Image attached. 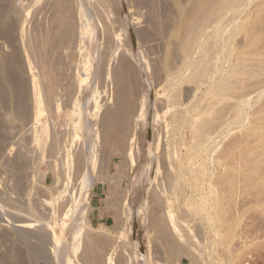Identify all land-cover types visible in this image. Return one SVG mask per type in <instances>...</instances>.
I'll return each instance as SVG.
<instances>
[{
    "label": "rangeland",
    "instance_id": "1",
    "mask_svg": "<svg viewBox=\"0 0 264 264\" xmlns=\"http://www.w3.org/2000/svg\"><path fill=\"white\" fill-rule=\"evenodd\" d=\"M152 1L121 0V4H124L123 15L127 17L125 20L126 23L123 24L125 21L121 20L120 17H122V14H120L119 21H122L120 24H123V26L127 25V28L132 24L136 28L138 27V30H146L147 28L148 39H151L145 42V46L143 44L140 47L145 54L144 60L147 62V66H149L147 69L150 75L147 76L146 69L145 74L149 81L150 99L155 104L158 102L155 109L161 121L160 134L158 135L155 130L154 134L157 136L154 134V137L151 136V145L152 143L153 145L150 146L152 153L149 157L151 161L153 160V163L151 161L149 162L150 159H146L144 161L145 163L143 162L144 159H142L143 156L141 155L140 147H134L133 155H129V153L125 154L127 156L124 155L125 158L124 156L122 158L115 156L110 162L108 175L115 179L117 173L122 174L121 176L117 175L119 178L121 177L120 179L118 177L115 179L117 181L119 180L118 182L121 185L120 189L125 190L124 192L121 191V198L118 202L120 203L121 200V205L118 206V203L111 205L109 200L111 192H109L108 184L97 182L91 194L90 205L92 206L84 212L83 221L88 222L91 227L89 232L86 229L85 231L92 237L104 235L106 233H102L106 230L107 233H110L108 234L110 238H108V235H105V249L110 253L112 261L119 254V245L124 240L128 243L126 248L127 252L132 253L134 246L143 255L142 257L139 254V257H136L137 259L135 258V264H264V0H155L153 1L154 5H151ZM144 2H148L149 6H154V8L157 7L155 10L158 13L154 10L157 16L155 18L157 27L152 26L151 22L146 23L144 21L145 19H149V6L146 3L148 6L146 8V4L143 5ZM138 4L142 5L139 6ZM55 5L56 3L53 0H38V2L37 0H0V264L67 263V261L58 262L60 261V257L57 256L59 254V245L56 242L65 238L66 233L63 234L65 227L63 230L62 222L60 224L58 223L57 220L59 218L57 217L59 216H56L55 212L61 196H67V193L63 189L64 182L66 181V179H63V167H61L62 164L57 163H61L63 158L67 159L69 158V154H73L78 135L74 128H72L73 125L71 122L66 124L67 126L65 124L64 126H59L58 124L54 126L48 122L50 128L55 127V130L57 129L56 131L59 130L58 135L60 136L58 137H61L59 139L60 149L54 151L53 155H51V152V156H49L48 152H36L37 150L35 151L34 147L31 148L33 146L30 142L32 137L31 127L36 124L37 119L43 121L49 114L46 112L48 110L46 105H44V103H47L45 98L43 100L42 95L45 87L42 86L44 85L41 83L42 80L39 82L41 79L39 77L40 75H38L39 68L30 66L32 64L25 55V39H23L25 35L32 38L36 36L40 37L42 35L40 33H44L50 27H60L55 24L60 22L61 18L59 16H62L63 12L57 5L56 8ZM42 8H44L43 11ZM185 13L187 16H184ZM180 18H182V21H180ZM185 19L187 22L185 21L184 25L183 20ZM80 22L82 24L83 20H78L76 22L78 25H76L73 24L71 19H68V23H70L68 26L76 37V42L74 44L73 54L69 57L70 60L66 58L64 62L67 60L65 62L67 72L74 74L73 76L77 79H81L83 76L81 80L86 82V84L88 83V85L90 83L87 86L88 89L85 90L90 100V117L96 118L95 116L100 115L104 109L111 106V95L109 94V90H111L109 79L111 62L108 57L103 56L104 54L101 50L97 55L94 53V50L89 55L87 46L85 47L81 39H77V36L81 32V29H79ZM137 22L139 23L138 25H136ZM179 22L182 23L180 24ZM147 24L149 26L146 27ZM74 25L76 29H74ZM48 26L49 28L47 29ZM85 26L88 27L87 23L84 24ZM175 27H178L180 31L183 27L186 31L182 29L180 32L178 28L175 30ZM153 28H157V31ZM74 30L76 31V35L74 34ZM53 31L56 30L53 28ZM181 34H183V37ZM180 37L181 41L182 38L183 41L185 40L182 43H184L187 49V55L183 54L181 50L183 44L180 42ZM187 40L188 46H186ZM79 43H82V46ZM149 43L155 44L152 45ZM145 47H147L146 51L144 50ZM100 49H103L101 44ZM65 50L67 52L68 49L64 47L63 51ZM180 52L183 54L184 60L188 58L187 60L190 62V66L186 72V81L184 82L188 95L183 101H181L182 99L179 100L182 104L181 106L180 104H177L178 106L165 105L163 102L165 99H168L167 97L169 95L167 93L171 91L165 79L169 76L171 78V75L178 73L177 70L182 66V61L184 60ZM99 57L103 58V60L106 59V63ZM97 59H101L104 64L101 60L99 61ZM180 63L181 65L179 66ZM104 65H106V68ZM171 67L174 68V71L175 69L177 70L175 73L173 72V74L168 75V73L173 71V69L171 71L169 70ZM102 75L106 77L107 82H105V77ZM16 80L17 82L19 81V84ZM35 82H37V93L33 92V84ZM17 85L19 89L21 87L22 89L19 90ZM101 85L103 87L110 86L109 90L108 87L103 89ZM101 88L108 90L104 91L107 93H103ZM104 96L106 97L104 98ZM77 97L74 96L72 98L73 102L67 101L66 99L65 108L64 105H60V109L63 108L60 111L63 113L66 111L71 112L73 110L71 105L77 100ZM135 99L139 102L137 95ZM57 103L63 104L56 101L53 105L55 106ZM109 103L110 105H107ZM182 106H188L185 109L191 108L193 111L190 109L188 113L186 112L185 123L187 122V118L190 120L192 118L195 119L196 114L197 117L199 115L198 119L201 116L202 118L198 121L196 117V120H191L193 124L192 122L188 124L190 120L187 122L188 125L184 124L182 118L179 117L180 114L178 112L174 114L173 112L179 108L182 109ZM194 108L196 111L193 110ZM162 111L165 113L161 114ZM172 115H174L173 118L175 119L171 118ZM194 115L195 117H193ZM179 121L183 123L182 128L184 125H187L185 126L187 131L184 128V131L180 127H178L179 130L175 128V126H178L176 123L179 124ZM172 124L175 125L174 128ZM189 125H194L198 128L201 127L197 130L198 128L194 126L190 127ZM170 126L172 127L170 128L171 130L169 129ZM193 129V132H196L197 135H194V133L193 135L191 134ZM201 129H203V132L200 133ZM171 131L172 134H170ZM164 132H166V136ZM177 133H180L179 135L185 133L187 136L185 134L183 135L185 137L182 135L179 136ZM176 136H179V139L189 138L183 139L185 141L182 142V145L181 143L178 144L181 147H176L178 143ZM174 137H176V140L173 139V141L176 143L172 141ZM156 139L159 143H155ZM195 140L197 143H195ZM198 140L201 141L198 143ZM171 142L172 144L170 145ZM185 142L186 145L183 147ZM28 145L30 146V150ZM169 146L175 148L171 149ZM63 148L66 151L64 153L62 151ZM171 150H174L175 155L172 154L174 158L172 155L171 158L168 157L171 154ZM176 151H179V153L177 154ZM153 154L156 156H152ZM160 155L161 157H166L167 160L163 157L161 159ZM137 156L140 157L138 158L141 162L137 160ZM143 166H146L151 171L148 169L147 172L146 167L144 168ZM156 166H158V170L154 168ZM190 170L192 171L189 172ZM140 172L145 176L143 177ZM139 175H141L140 179ZM132 176H135V178ZM148 176L149 179L147 178ZM165 179L171 183L169 186L166 185L168 181H165ZM137 183L140 184L139 186L142 185V188L140 190L138 189V193ZM145 187L146 189H144ZM131 191H136L135 193L137 195L139 193L141 195L139 194L137 197L134 193L132 196ZM155 191L160 200V204L158 205L163 204V206L158 207L157 204L152 203V194ZM129 196L136 201L138 200L137 203L134 204L136 201H133ZM125 199L129 200V204H127L128 202ZM75 206L73 203L65 202L62 210L68 211V214L64 210L62 213H65L69 217L71 215L75 217V209H77ZM30 207L33 208L31 209ZM136 208L139 209L138 214V209ZM126 210L130 214L125 213ZM117 212L119 213L117 214ZM112 213H114V217H112ZM155 213H158L157 215L162 214L159 215V218L160 216H162L161 218L164 216L168 220L167 223L169 225L166 223L167 228L172 229L168 231L172 236L175 234L174 236L177 237V240L173 236V240L167 243L161 239L159 234L157 235L158 232L156 230L158 231L159 229L158 224L164 218L158 219ZM119 214L120 216L122 214L121 217L123 219ZM64 215L62 214V216ZM126 215L128 216L127 218ZM152 216L156 219L152 218ZM150 219L151 221H148ZM121 220H123V223H120ZM46 224L48 225L46 226ZM41 225L42 228H40ZM44 225L46 226L45 229L51 230L49 231L53 239L49 237V231V236L46 237L43 235L45 233H42L44 231ZM130 227L131 229L129 230ZM129 231L131 233L130 235H128ZM56 232L59 236H63L59 237ZM35 234L41 235L36 236ZM32 235L35 236L33 237ZM68 235L67 237L70 239V235L72 236L73 234ZM55 236L60 239L54 238ZM111 236L113 237V244L110 241ZM72 238L74 237L72 236ZM49 240L54 241L49 243ZM68 242L73 247L74 242L71 240ZM179 243L181 244L179 245ZM186 244L188 245L187 249H185ZM184 245L185 248L181 247ZM55 246L58 248L57 250L54 249ZM167 248L171 252L174 250L172 252L174 256H172V253H167L170 252ZM71 253H73V250Z\"/></svg>",
    "mask_w": 264,
    "mask_h": 264
},
{
    "label": "bare ground",
    "instance_id": "2",
    "mask_svg": "<svg viewBox=\"0 0 264 264\" xmlns=\"http://www.w3.org/2000/svg\"><path fill=\"white\" fill-rule=\"evenodd\" d=\"M134 1V0H133ZM140 1V0H139ZM145 1V0H144ZM150 0H148L149 2ZM155 1V0H153ZM153 1H152V4L151 5H154L153 4ZM20 2V1H19ZM38 2V0H37ZM54 3H56V5L58 6V8L63 12V15L62 16H59L61 18L60 22L56 23L55 25H59L60 27L58 26H55L53 27L56 31H53V28L49 26L47 27L48 30H46L44 33H40L42 34L40 37L36 36L35 38L33 37H28L27 35L24 36L23 39H25V43H24V46H25V52H26V56L29 58L30 62L32 65L30 66H33V67H38L39 68V74L40 75L39 77H41L40 81L42 80L41 83H43L44 85H42L43 87H45V89L43 90V100L45 98L46 100V104L44 103V105H46L47 109L46 112L49 114L48 117L43 120V121H40L39 119H37V122L35 125H33L31 127V131H32V137H31V143L33 146H31V148H35V151L38 152H48L49 153V156L53 155V152L60 149V141L59 139L61 137H58L60 135H58V131L55 130V127L53 128H50L49 127V123L50 122V125H54L56 126L55 124H58L59 126H67L66 124H69V122L72 123V128H74L75 132H77V135L78 137L76 139L77 141V144L74 146V151H73V154L70 155L69 154V158L67 159H62V162L61 163H57V164H62L61 167H63V170H62V173H64V177L63 179H66V181L64 182V191L67 193V196L64 195V196H61V199L59 200L58 202V207L56 208V216H59L57 218H59L58 223L60 224V222H62V229L64 230V227H65V231L63 232L66 233V237L63 238L62 240L58 237H56L57 235L59 236V232L57 233L56 232V236L54 238H57V239H60V241L58 242L56 239V243H58L59 245V254H57V256L60 257V261L58 262H63V261H67V263L69 264H135V258L136 257H139L138 255L140 254V251H138L137 248H135L133 245V252H135L133 254L132 253H129L127 252L126 248H127V245L128 243L124 240H122V243L119 245V254L116 255L117 257H115L114 261H112V257L110 256V253H108L105 249L106 247V239H105V235H108L110 233H107V230L105 232H103L102 234L104 235H99V236H96V237H92L90 236L89 234H87L89 232V230L91 229L90 227V224L88 222H84L83 221V218H84V212L85 210H89L91 205H90V200H91V194L93 192V187L95 186V184L97 182H100V183H106V185L108 184V187L110 189L109 192H111L110 196H109V200L111 202V205L114 204V203H118L119 202V199L121 198V191H125L124 189H120L121 185L120 183L115 180L116 177H118L117 175H120L117 173L115 179L112 177H110L108 175V172L110 171L109 170V166H110V162L112 161V159L115 157V156H120L121 158L125 155V154H128L129 155H133V148L134 147H140L141 149V152H142V159L143 162L146 160V159H150V155L152 153V151L150 150V146L151 145V136L154 137V132L156 130V132L158 133V135L160 134L161 132V127H160V120H159V116H158V113L155 109V107L157 106L156 104L158 102L153 103L150 99V93H149V81L146 77V74L148 73V69L147 67V62L144 60L145 59V54L143 53V50L142 48L140 47L141 45L144 46L146 45L145 42H148L149 40H151L150 38L148 39V36H147V28L146 30H138L136 28V26L134 24H132L131 26H129L127 28V25H124L126 27L123 26L124 23H126V17L123 15V5L121 4V0H76V1H73V0H53ZM146 2V3H148ZM43 3V2H42ZM129 3V2H128ZM133 3V2H132ZM138 3V2H137ZM136 3V4H137ZM142 3V2H140ZM144 2L143 5L146 4ZM151 3V2H150ZM18 4V3H16ZM45 4V3H44ZM41 5V4H40ZM55 5V6H56ZM139 5V4H138ZM142 5V4H141ZM139 5V6H141ZM47 6V5H46ZM56 6V8H57ZM147 6V4L145 5ZM144 6V7H145ZM148 6H149V3H148ZM148 6L146 8H148ZM21 7V6H20ZM37 8V7H36ZM139 8V7H138ZM157 8V7H155ZM154 8V6H149L148 8V13H149V19H145L144 21L146 23L148 22H151L152 23V26H156L157 27V21L155 18H157V16L155 15V13L158 11H156ZM21 9V8H20ZM26 9V8H25ZM44 8H42V11H43ZM142 9V7H141ZM145 9V8H144ZM38 10V9H37ZM146 10V9H145ZM156 12H155V11ZM147 11V10H146ZM182 11V9H181ZM186 11V10H185ZM22 12V10H21ZM31 12V11H30ZM56 12V11H55ZM155 12V13H154ZM183 12V11H182ZM181 12V14H182ZM19 13V12H18ZM44 13V12H43ZM49 13V12H48ZM60 13V12H59ZM187 13V11H186ZM184 14V16L187 14ZM122 14V17H120L119 15ZM144 15V14H143ZM4 16V15H3ZM35 16V15H34ZM140 16V15H139ZM147 16V15H145ZM144 16V17H145ZM180 16H183V15H180ZM50 17V16H49ZM119 17L121 18V20L125 21L123 22V24H120L121 22L119 21ZM138 17V16H137ZM141 18V17H140ZM68 19H71L73 24H76V22L78 20H83L82 24L80 22L79 24V29H81V32L80 34L77 36L78 38L77 39H81V42H83V44L85 45V47L87 46V49H89V55H91L94 50V53L97 55L100 50L101 52H103V56L105 57H108L110 62H111V67H110V85H111V90H109V87L108 86H105V87H108V90H109V94L111 95L110 99H111V106H109L108 108L104 109L100 115H97L95 116L96 118H92L90 117V113H89V109L91 108V106L89 105L90 104V100L89 98L87 97V92L86 90L88 89L87 86L88 83L86 84V82H84L81 77V79H77L75 78L73 75L74 74H71L69 72H67L66 70V61L64 62V59L71 57L72 54H73V50H74V44L76 42V37L73 35V32H71V28L68 26V24L70 25V23H68ZM182 18H180V21ZM128 20V19H127ZM141 20V19H140ZM28 21V20H27ZM56 21V20H55ZM54 21V22H55ZM143 21V19H142ZM186 21L183 20V24L184 22ZM187 22V21H186ZM88 25L84 27V24ZM132 23V22H130ZM142 23V22H141ZM180 23V22H179ZM182 23V22H181ZM180 23V24H181ZM54 24V23H53ZM139 23L137 22L136 25H138ZM182 24V25H183ZM78 25V24H76ZM185 25V24H184ZM183 25V26H184ZM75 26V25H74ZM82 26V27H80ZM149 26L148 24L146 25V27ZM176 26V25H175ZM187 26V25H186ZM185 27V26H184ZM178 28V27H177ZM175 27V30L177 29ZM186 28V27H185ZM43 29V28H42ZM76 29V26L75 28ZM137 29V30H136ZM141 29V28H140ZM149 29V27H148ZM155 29V28H153ZM179 29V28H178ZM182 29H184L183 27L181 28V31ZM152 30V29H151ZM157 31V28L155 29ZM185 30V29H184ZM43 31V30H42ZM75 31V30H74ZM154 31V30H153ZM180 31V29H179ZM180 31V32H181ZM186 31V30H185ZM149 32V30H148ZM152 32V31H151ZM178 32V31H177ZM184 32V31H183ZM8 33V32H6ZM76 33V31L74 32V34ZM4 34V33H3ZM37 34V33H36ZM156 34V33H154ZM178 34H180L178 32ZM7 35V34H6ZM31 35V34H30ZM76 35V34H75ZM152 36V34H151ZM181 36L183 37V34H181ZM186 36V35H185ZM22 38V37H21ZM152 38V37H151ZM154 38V37H153ZM157 38V37H155ZM186 38V37H185ZM7 39V38H6ZM187 39V38H186ZM200 39V38H199ZM179 40V38H178ZM155 41V39H154ZM182 41H183V38H182ZM181 41V37H180V42L181 44H183L181 47H182V52L183 54L187 55V49L184 45V43H182ZM196 41V40H195ZM153 42V41H152ZM185 42V40L183 41ZM187 45L188 46V40H187ZM198 43V42H197ZM196 43V44H197ZM200 43V42H199ZM80 44V43H79ZM82 44V43H81ZM80 44V45H81ZM100 44L101 46H103V49H100ZM148 44V43H147ZM149 44H152V43H149ZM155 44V43H154ZM152 44V45H154ZM179 44V45H181ZM83 45V46H84ZM157 45V44H156ZM82 46V45H81ZM198 46V45H197ZM196 46V47H197ZM66 47L68 50L66 52L63 51V48ZM78 47V46H77ZM179 47V46H178ZM179 47V48H181ZM146 48H144V50L146 51ZM86 49V50H87ZM197 50V49H196ZM195 50V51H196ZM83 51V50H82ZM75 52V51H74ZM86 52V51H85ZM93 53V54H94ZM146 53V52H145ZM88 54V53H87ZM180 54H182L180 52ZM179 54V56H180ZM183 54L181 55V57L183 58L184 60V56ZM88 56V55H87ZM102 56V57H103ZM26 57V59H27ZM85 57H86V54H85ZM84 57V58H85ZM91 57V56H90ZM94 57V56H93ZM98 58V57H97ZM101 58V57H99ZM107 58V59H108ZM187 58V57H186ZM103 60V58H101ZM100 59V60H101ZM188 59V58H187ZM185 59L182 64V66L180 67H177L179 70L175 69V71L177 70L178 73H176L175 75H171V78H167L165 79L166 82H168L167 84L169 85V89L171 90L169 93H167L169 96L167 97L168 99L163 102V104L165 105H177V104H180V106L182 105L180 103L179 100L183 101L185 99V97L188 95L187 94V88H185L184 86V82L186 81V72H187V69L188 67L190 66V62L189 60ZM88 60V59H87ZM91 60V59H90ZM93 60V59H92ZM99 60V59H97ZM96 60V62H97ZM99 60V61H100ZM101 62L103 63V60ZM217 60V59H216ZM85 61V60H84ZM180 61V59H179ZM192 61V60H191ZM218 61V60H217ZM29 62V63H30ZM69 62V61H68ZM67 62V64H68ZM95 62V63H96ZM100 63V62H99ZM106 63V61L104 62ZM103 63V64H104ZM216 63V62H215ZM82 64V63H81ZM87 64V63H86ZM101 65V64H100ZM181 65V63L179 64V66ZM86 66V65H85ZM89 66V64H88ZM105 68H106V65H104ZM175 67V66H174ZM84 68V67H83ZM170 68V67H168ZM176 68V67H175ZM32 69V68H31ZM101 69V67H100ZM104 69V67H103ZM102 69V70H103ZM145 69L147 70L146 74H145ZM173 69V71H171ZM106 70V69H105ZM166 70V69H165ZM170 73L169 74H173V72L175 73L174 71V68L171 67V69H169ZM11 71V70H9ZM105 72V71H104ZM103 72V73H104ZM167 72H168V69H167ZM84 73V71H83ZM150 73V72H149ZM147 74L150 75V74ZM105 74V73H104ZM13 75V74H12ZM11 75V76H12ZM85 75V74H84ZM10 76V78H11ZM78 76V74H77ZM103 77H105L104 75H102ZM165 76V75H164ZM17 77V76H16ZM150 77V76H149ZM30 78V76H29ZM33 78V77H32ZM164 78V77H163ZM37 79V78H36ZM108 79V78H107ZM105 82H107L106 80V77H105ZM164 80V81H165ZM103 81V80H102ZM151 81V79H150ZM2 82V81H1ZM17 82V80H16ZM19 82V81H18ZM17 82V83H18ZM104 82V81H103ZM156 82V81H155ZM166 82H164L166 84ZM32 83V82H31ZM37 82H35L33 84V92L34 93H37V85H36ZM151 83H154V82H151ZM160 83V82H159ZM19 84V83H18ZM21 84V83H20ZM40 84V83H38ZM104 85V84H103ZM107 85V83H106ZM2 86V84H1ZM18 86V85H17ZM22 86V84H21ZM20 86V87H21ZM41 86V85H40ZM41 86V87H42ZM102 86V85H101ZM165 86V85H164ZM163 86V87H164ZM40 87V88H41ZM103 87V86H102ZM103 87V89L105 88ZM151 87V86H150ZM154 87V86H153ZM162 87V88H163ZM19 89V86L17 87ZM22 89V87H21ZM19 89V90H21ZM86 89V90H85ZM102 89V88H101ZM102 89V90H103ZM154 89V88H153ZM217 89V88H216ZM40 90V89H39ZM108 90H103V93H107V92H104V91H108ZM218 90V89H217ZM215 90V91H217ZM42 91V90H41ZM18 92V91H17ZM40 92V91H38ZM111 92V93H110ZM1 93V92H0ZM42 93V92H41ZM102 93V94H103ZM216 93V92H215ZM103 94V95H105ZM37 95V94H36ZM138 96L139 97V102L136 101L135 99V96ZM74 96H78L77 97V100L74 101V103L71 105L72 107V111H66L65 113L61 112L60 110L63 109L61 108L60 109V105H64V108H65V100L67 99V101H72V98ZM106 96H104L105 98ZM64 98V100L62 101V99ZM103 98V99H104ZM152 98V97H151ZM36 99V98H35ZM34 99V100H35ZM215 99V98H214ZM36 101V100H35ZM56 101L58 102H61L63 104H59L57 103V105H53V103H55ZM45 102V101H44ZM215 103V102H214ZM39 105V104H38ZM107 105H110L107 104ZM160 105V104H159ZM68 106V105H67ZM90 106V107H89ZM178 106V105H177ZM40 107V106H39ZM45 107V106H44ZM167 107V106H166ZM183 107V106H182ZM188 107V106H187ZM187 107H183L182 109H179L177 111H173L174 114L175 112H178L180 115L179 117L182 118V121L184 122L185 120V114L186 112L188 113V110L190 111V109H185ZM69 108V107H68ZM66 108V109H68ZM169 108V107H167ZM36 109V108H35ZM170 109V108H169ZM168 109V110H169ZM175 109V108H174ZM198 109V108H197ZM45 110V109H44ZM159 110V108H158ZM165 110V108H164ZM195 110V108L193 109ZM50 113H49V112ZM53 111H56V112H53ZM192 111V109H191ZM196 111V110H195ZM198 111V110H197ZM203 111V110H202ZM193 112V111H192ZM206 112V111H205ZM55 113V114H54ZM163 113V111L161 112V114ZM165 113V112H164ZM163 113V114H164ZM54 114V115H53ZM194 114V113H193ZM46 115V116H47ZM72 115V117H71ZM151 115V116H150ZM191 115V114H189ZM204 115V114H203ZM37 116V115H36ZM164 116V115H163ZM149 117H150V120H149ZM171 117V116H170ZM174 115H172L171 118H173ZM195 117V115L193 116ZM196 117H197V114H196ZM196 117L195 119L192 118L193 120H196ZM199 117V115H198ZM197 117V119H198ZM40 118V117H39ZM152 118V119H151ZM164 118V117H163ZM165 118H166V115H165ZM190 118V116H189ZM202 118V116L200 117V119ZM204 118V117H203ZM42 119V118H40ZM162 119V118H161ZM169 119V118H168ZM167 119V120H168ZM175 119V118H173ZM172 119V120H173ZM191 119V120H192ZM198 119V121L200 120ZM152 120V121H151ZM164 120V119H163ZM187 118V122H189ZM188 123V124H191V121ZM151 121V122H150ZM41 122V123H40ZM168 122V121H167ZM170 122V120H169ZM174 122V121H173ZM178 122V121H177ZM187 122L184 124H187ZM182 122L179 121V124L176 123V125L178 126H175L173 125V128L175 126L176 129L179 130L178 127H180V129L182 128V124H180ZM164 124V123H163ZM187 124V125H188ZM193 124V122H192ZM198 124V122H197ZM57 125V126H58ZM187 125H184V129H185V126ZM162 126V125H161ZM190 126V125H189ZM192 126V125H191ZM190 126V127H191ZM194 126V125H193ZM192 126V127H193ZM204 126V125H203ZM195 128H198L197 126H194ZM201 127V126H200ZM200 127L197 129L199 130ZM167 128V127H166ZM172 128L171 126L169 127V129ZM182 128V130H183ZM189 128V127H188ZM194 128V129H195ZM168 129V128H167ZM168 129V130H169ZM190 129V128H189ZM194 129L192 130V135H193V131ZM65 130V129H64ZM71 130V129H70ZM171 130V129H170ZM175 130V129H173ZM186 130V129H185ZM196 130V129H195ZM196 130V131H197ZM203 129H201L200 133L203 132L202 131ZM166 131V129H165ZM177 131V130H175ZM184 131V130H183ZM187 131V130H186ZM185 131V133H186ZM190 131V130H188ZM178 132V131H177ZM181 132V131H180ZM170 133V132H169ZM185 133H181V135L183 136ZM198 133V132H197ZM198 133V134H200ZM60 134V133H59ZM76 134V133H75ZM154 134V135H153ZM166 134V132H164V135ZM172 134V131L171 133ZM178 135L180 133H177ZM187 134H189V132H187ZM190 134V136H191ZM169 135V134H168ZM175 135V134H174ZM179 135V136H181ZM194 135H197L196 132L194 133ZM201 135V134H200ZM157 136V135H156ZM166 136V135H165ZM178 136V137H179ZM185 136H187L185 134ZM183 136V137H185ZM199 136V135H198ZM197 136V137H198ZM49 137V138H48ZM162 137V136H161ZM159 137V138H161ZM177 137V136H176ZM176 137L172 138V141L173 139L176 140ZM177 137V140H178V143L176 144L178 146L179 143H181L182 145V142H184L185 140L183 139H187L189 137H186V138H182V139H179ZM75 138V137H74ZM156 138V137H155ZM158 138V139H159ZM192 138V137H191ZM203 138V137H202ZM180 140V141H179ZM204 140V139H203ZM160 141V140H159ZM189 141V139H188ZM192 142H194L193 139H191ZM201 141V140H200ZM198 140V143L200 142ZM157 139H156V142L157 143ZM165 142V141H164ZM174 143H176L175 141H173ZM203 142V141H202ZM27 143V142H26ZM62 143V142H61ZM159 143V142H158ZM195 143H197V141L195 140ZM63 144V143H62ZM172 144V142L170 143V145ZM204 144V143H203ZM164 145V144H162ZM186 145V142L185 144H183V147H185ZM190 145V144H188ZM187 145V146H188ZM29 146V145H28ZM30 146H29V150H30ZM157 146V145H156ZM154 146V147H156ZM159 146V145H158ZM165 146V145H164ZM167 146V144H166ZM174 146V145H172ZM171 147V146H169ZM181 147V146H180ZM202 147V146H201ZM65 148V147H64ZM64 148H63V153L66 152L64 151ZM167 148V147H166ZM173 147H171L172 149ZM175 148V147H174ZM173 148V149H174ZM206 148V147H205ZM139 149V150H140ZM155 149V148H154ZM169 149V148H168ZM192 149V147H191ZM70 150V149H69ZM128 152H127V151ZM136 150V149H135ZM138 150V151H139ZM179 150V149H177ZM182 150V149H181ZM184 150V149H183ZM189 150V149H187ZM197 150V149H196ZM32 151V150H31ZM156 151V149H155ZM162 151V150H161ZM165 151V150H164ZM167 151V150H166ZM174 151V150H173ZM172 150L170 151L171 154H169L171 158V155L175 153L173 152ZM195 151V150H194ZM33 152V151H32ZM52 152V154H51ZM140 152V151H139ZM169 152V151H168ZM167 152V154H168ZM169 152V153H170ZM177 152V151H176ZM155 153V152H153ZM179 153V151L177 152V154ZM182 153V152H181ZM184 153V151H183ZM182 153V155H183ZM204 153V152H203ZM202 153V154H203ZM42 154V153H41ZM51 154V155H50ZM61 154V153H59ZM137 154V153H136ZM161 154V153H160ZM164 154V153H163ZM166 154V153H165ZM166 154V155H167ZM39 156V154H37ZM44 155V154H43ZM48 155V154H47ZM62 155V154H61ZM201 155V153H200ZM30 156V155H29ZM35 156H36V153H35ZM46 156V154H45ZM126 156V155H125ZM124 156V158H125ZM152 156H156L155 154H153ZM151 156V157H152ZM191 156V155H190ZM37 157V156H36ZM58 157V156H57ZM67 157V156H66ZM127 157V156H126ZM129 157V156H128ZM133 157V156H131ZM135 157V155H134ZM139 156H137L138 158ZM163 157V156H162ZM161 155H160V158L162 159ZM172 157L174 158V156L172 155ZM39 158V157H38ZM44 158V156H43ZM123 158V159H124ZM140 158V157H139ZM139 158L137 160H139ZM156 158V157H155ZM166 159V157H163ZM179 158V157H178ZM198 158V156H197ZM196 158V159H197ZM128 159V158H127ZM126 159V160H127ZM159 159V158H158ZM35 160V159H34ZM58 160L61 161L60 158H58ZM125 160V159H124ZM189 160V159H188ZM187 160V161H188ZM204 160V159H203ZM121 161V160H120ZM119 161V162H120ZM140 161V160H139ZM151 161V159L149 160V162ZM153 161V160H152ZM151 161V162H152ZM171 161V160H170ZM173 161V160H172ZM178 161V160H177ZM200 161V160H199ZM51 162V161H50ZM54 162V161H53ZM126 162V161H124ZM133 162V161H131ZM141 162V161H140ZM142 162V163H143ZM148 162V161H147ZM148 162V163H149ZM156 162V161H155ZM165 162H168V161H165ZM193 162V161H192ZM198 162V161H197ZM141 163V164H142ZM145 163V162H144ZM147 163V164H148ZM153 163V162H152ZM151 163V164H152ZM172 163V162H171ZM127 164V163H126ZM169 164V163H168ZM167 164V165H168ZM187 164V163H186ZM203 164V163H202ZM128 165V164H127ZM126 165V166H127ZM131 165H133V163H131ZM145 165V164H144ZM166 165V163H165ZM173 165V164H172ZM204 165V164H203ZM117 166V164H116ZM115 166V167H116ZM149 167V165H147ZM151 166V165H150ZM123 167V166H122ZM137 167V166H135ZM144 167V166H143ZM146 167V166H145ZM144 167V168H145ZM158 166L154 167V168H157ZM172 167V166H171ZM175 167V165H174ZM166 168V166H165ZM200 168V167H199ZM116 169V168H115ZM125 169V168H123ZM137 169V168H135ZM147 169V167H146ZM149 169V168H148ZM148 169H147V172H148ZM153 169V168H152ZM159 168H157L158 170ZM163 169V168H162ZM173 169V168H172ZM171 169V170H172ZM134 170V169H133ZM150 170V169H149ZM156 170V169H155ZM164 170V169H163ZM175 170V169H174ZM194 170V169H193ZM196 170V169H195ZM117 172V170H115ZM129 171V170H128ZM151 171V170H150ZM154 171V170H153ZM192 170H190L189 172H191ZM202 171V170H201ZM120 172V171H119ZM158 172V171H157ZM164 172V171H163ZM182 172V171H181ZM59 173V172H58ZM56 173V174H58ZM133 173V172H132ZM131 173V174H132ZM139 173V172H138ZM154 173V172H153ZM156 173V172H155ZM166 173V172H165ZM199 173V172H198ZM110 174V173H109ZM128 174V173H127ZM134 174V173H133ZM137 174V173H136ZM141 174V172H140ZM148 175V173H146ZM122 175V174H121ZM120 175V176H121ZM125 175V174H124ZM123 175V177H124ZM135 175V174H134ZM143 177L145 176L143 173L141 174ZM141 175H139V179L141 178ZM153 175V174H152ZM161 175V174H160ZM163 175V173H162ZM174 175V174H173ZM113 176V175H112ZM129 176V175H127ZM136 176V175H135ZM135 176H132L135 178ZM155 176V175H154ZM168 176V175H167ZM180 176V175H179ZM196 176V175H195ZM131 177V175H130ZM153 177V176H152ZM163 177V176H161ZM169 177V176H168ZM167 177V178H168ZM175 177V176H174ZM181 177V176H180ZM119 178V177H118ZM121 178V177H120ZM119 178V179H120ZM127 178V177H126ZM133 178V180H134ZM149 179V176L147 177ZM164 178V177H163ZM176 178V177H175ZM138 179V178H136ZM135 179V180H136ZM154 179V178H153ZM161 179V178H160ZM169 179V178H168ZM21 180V179H20ZM64 181V180H63ZM147 181V180H146ZM154 181V180H153ZM160 181V180H159ZM165 181H168V184H166L167 186H169V180H166ZM164 181V182H165ZM173 181H174V178H173ZM137 182V181H136ZM139 182V181H138ZM151 182V181H150ZM129 183V182H128ZM135 183V182H133ZM143 183V182H142ZM161 183H163L161 181ZM175 183V182H174ZM131 184V183H130ZM136 184V183H135ZM138 184V183H137ZM149 184V183H148ZM140 184L137 185V193L138 191L140 190V188H142L141 186H139ZM199 185V184H198ZM133 186V185H132ZM139 186V188H138ZM160 186V185H159ZM166 186V187H167ZM134 187V186H133ZM132 187V189H133ZM144 187V185H143ZM199 187V186H198ZM125 188V187H124ZM130 188V187H129ZM136 188V187H134ZM168 188V187H167ZM170 188V187H169ZM139 189V190H138ZM146 189V187L144 188ZM153 189V188H152ZM163 190V188H161ZM130 190V189H128ZM135 190V189H134ZM151 191V190H150ZM127 192V190H126ZM125 192V193H126ZM136 192V191H135ZM135 192H132V196ZM141 192V191H140ZM152 192V191H151ZM173 192V191H172ZM62 193V191H61ZM65 193V194H66ZM144 193V191H143ZM155 193V194H154ZM136 194V193H135ZM140 194V193H139ZM138 194V195H139ZM146 194V193H145ZM160 194V193H159ZM124 195V194H123ZM129 195V194H128ZM131 195V194H130ZM137 195V194H136ZM137 195V197H138ZM141 195V194H140ZM66 196V197H65ZM127 196V195H126ZM125 196V197H126ZM123 197V196H122ZM130 197V196H129ZM129 197H127L128 199H130ZM140 197V196H139ZM142 197H146V196H142ZM161 197V196H160ZM49 198V197H48ZM60 198V197H59ZM44 199V198H43ZM132 199V198H131ZM137 199V198H136ZM145 199V198H144ZM152 203L154 204H160V200L158 198V195L156 194V191L153 192L152 194ZM162 199V198H161ZM28 200V199H27ZM126 200V199H125ZM133 201H136L135 199H132ZM140 200V199H139ZM30 201V200H29ZM70 202L75 204V208L77 207L76 210V213H75V217L74 215L71 217L69 216H66L65 213H62L63 210V205L65 206V202L67 203ZM127 202L129 200H126ZM138 201V200H137ZM134 202L135 203H137ZM141 201V200H140ZM145 201V200H143ZM162 202V201H161ZM164 202V200H163ZM36 203V202H35ZM48 203V202H47ZM46 203V204H47ZM50 203V202H49ZM120 203H121V200H120ZM120 203H118V206L121 205ZM132 203V202H131ZM32 204V202H31ZM51 204V203H50ZM49 204V205H50ZM129 204V202L127 203ZM44 205V204H42ZM110 205V204H109ZM110 205V206H111ZM123 205V204H122ZM125 205V204H124ZM137 205V204H136ZM156 205V206H157ZM163 206V204H161ZM161 205H158L161 206ZM29 206V205H28ZM38 206V205H37ZM73 206V205H72ZM130 206V205H129ZM155 206V205H154ZM43 207V206H42ZM74 207V206H73ZM113 207V206H112ZM111 207V209H112ZM128 207V206H127ZM126 207V208H127ZM134 207V206H133ZM138 207V206H136ZM157 207V208H158ZM31 208V207H30ZM33 208V207H32ZM31 208V209H32ZM116 208V207H114ZM130 208V207H129ZM150 208V207H149ZM162 208V207H161ZM41 209V208H40ZM39 209V210H40ZM118 209V208H117ZM122 209V208H121ZM135 209V207H134ZM133 209V210H134ZM138 209V208H136ZM29 210V209H28ZM54 210V209H53ZM125 210V208H124ZM129 210V209H128ZM153 210V209H152ZM164 210V209H163ZM162 210V212H163ZM51 211V210H50ZM74 211V210H73ZM116 211V209H115ZM120 211V210H118ZM131 211V209H130ZM136 211V210H135ZM144 211V209H143ZM154 211V210H153ZM156 211V210H155ZM165 211V210H164ZM53 212V211H52ZM64 212H66L64 210ZM87 212V211H86ZM139 212V209L137 210V214ZM145 212V211H144ZM152 212V211H151ZM49 213V212H48ZM51 213V212H50ZM68 214V211L66 212ZM119 212H117L118 214ZM124 213V211H123ZM127 214H130L129 212H126ZM124 213V214H125ZM154 213V212H152ZM165 213V212H163ZM62 214L64 216H62ZM114 213H112L113 215ZM145 214V213H143ZM156 214V213H155ZM154 214V216H155ZM158 214V213H157ZM156 214V215H157ZM70 215V213H69ZM86 215V213H85ZM135 215V214H134ZM153 215V214H152ZM159 215H162V214H159ZM159 215L158 216V219H165V217L163 216V218H161L162 216H160L159 218ZM164 215V214H163ZM120 216V214H119ZM122 216V214H121ZM120 216V217H121ZM124 216V215H123ZM132 216V215H131ZM156 216V217H157ZM52 217V216H51ZM69 217V218H68ZM114 217V215L112 216ZM128 216L126 215V218ZM130 217V216H129ZM138 217V216H137ZM136 217V218H137ZM143 217V216H142ZM141 217V218H142ZM44 218V217H43ZM50 218V217H49ZM122 218V217H121ZM124 218V219H126ZM135 218V220H136ZM146 218V217H145ZM152 218H155L152 216ZM52 219V218H50ZM123 219V218H122ZM133 219V217H132ZM143 219V218H142ZM156 219V218H155ZM157 219V220H158ZM163 219V220H164ZM144 220V219H143ZM154 220V219H153ZM163 220H160V224H158V231L156 230V228H154L156 230L157 235L159 234L161 239H163L164 242H171L173 240V236L175 235H171L170 232L168 231L169 229L171 228H167V222L168 220L165 219L164 221ZM123 220H121L120 223H123L122 222ZM126 221V220H125ZM132 221V220H131ZM148 221H151L148 220ZM155 221V220H154ZM133 222V221H132ZM113 223V222H112ZM126 223V222H125ZM125 223H124V226H125ZM129 223V222H128ZM143 223V222H142ZM149 223V222H148ZM152 223V222H151ZM167 223V224H166ZM175 223V222H174ZM49 224V222H48ZM46 224V226L48 225ZM57 224V223H56ZM130 224V223H129ZM128 224V225H129ZM137 224V223H136ZM35 225V224H34ZM40 225V224H39ZM120 225V224H119ZM122 225V224H121ZM149 225V224H147ZM169 225V224H168ZM45 226V225H44ZM43 226V230L41 229V231H43L42 233H44L43 235H45L46 237L49 236L48 235V229H45L46 226L44 227ZM58 226V225H57ZM117 226V225H116ZM130 226V225H129ZM128 226V227H129ZM153 226V225H152ZM29 227V226H28ZM27 227V228H28ZM40 227V226H39ZM115 228V226H113ZM126 227V226H125ZM127 227V229H128ZM178 227V226H176ZM42 228V225L41 227ZM50 228V227H49ZM61 228V227H60ZM105 228V227H104ZM109 228V227H108ZM31 229V228H30ZM52 229V228H51ZM88 230L87 231H85ZM126 229V230H127ZM131 229V227L129 228V230ZM176 229V228H175ZM172 230V229H171ZM40 231V230H39ZM51 231V230H50ZM49 231V232H50ZM153 231V230H152ZM54 232V230H53ZM117 232V231H116ZM174 232V231H173ZM179 232V231H178ZM37 233V232H35ZM39 233V232H38ZM55 233V232H54ZM53 233V235H55ZM136 233V232H135ZM25 234V233H24ZM67 234H73L72 236L74 238H72V236L70 235V237L74 240H72L71 238L69 239L67 237ZM130 231H129V234L130 235ZM179 234V233H178ZM36 236H40L38 234H35ZM34 235V236H35ZM68 235V236H69ZM112 235V233H111ZM33 236V235H32ZM33 236V237H34ZM61 236V235H60ZM59 236V237H60ZM63 236V235H62ZM61 236V237H62ZM110 238V235H108ZM113 236V235H112ZM111 236V237H112ZM121 236V235H119ZM118 236V237H119ZM149 236V234H148ZM50 238L52 237L51 236V232H50ZM114 237V236H113ZM113 237L111 238V244L112 243V239ZM156 237V235H155ZM176 237V236H174ZM31 238V237H30ZM129 238V237H128ZM135 238V236H134ZM133 238V239H134ZM53 239V237L51 238ZM116 239V238H115ZM124 239V238H123ZM126 239V238H125ZM159 239V238H158ZM73 241L74 245L72 247V245L70 246L69 245V242L68 241ZM109 240V239H108ZM118 240V239H117ZM121 240V239H120ZM127 240V239H126ZM129 240V239H128ZM136 240V239H135ZM138 240V239H137ZM177 240V237L176 239ZM187 240V239H185ZM44 241V240H43ZM50 241V240H49ZM54 241V240H52ZM52 241H50L49 243H52ZM116 241V240H115ZM162 241V240H161ZM162 241V242H163ZM35 242V241H34ZM117 242V241H116ZM104 243H105V246H104ZM133 243V242H132ZM139 243V242H138ZM141 243V242H140ZM177 243V241H176ZM186 243V242H185ZM37 244V243H36ZM110 244V243H109ZM172 244V243H171ZM181 243H179L180 245ZM183 244V243H182ZM38 245V244H37ZM55 245V244H54ZM58 245H56L58 247ZM166 245V244H165ZM169 245V244H168ZM178 245V244H177ZM187 245V244H186ZM44 246V245H43ZM55 246L54 249H58L57 247ZM109 246V245H108ZM112 246V245H111ZM131 246V245H130ZM136 246V245H135ZM33 247V245H32ZM36 247V246H35ZM138 247V246H136ZM166 247V246H165ZM168 247V246H167ZM172 247V246H171ZM174 247V245H173ZM181 247H184L185 248V245L184 246H181ZM188 245L186 246L185 249H187ZM38 248V247H37ZM43 248V247H42ZM72 248V249H71ZM108 248V247H107ZM177 248V246H176ZM175 248V249H176ZM180 248V247H178ZM33 249V248H32ZM118 249V248H117ZM168 249V248H167ZM73 250V253H71ZM125 250V252H124ZM170 249H168L169 251ZM33 251V250H32ZM71 251V252H70ZM174 250H172L173 252ZM176 251V250H175ZM178 251V250H177ZM189 251V250H187ZM191 251V250H190ZM48 252V251H47ZM116 252V251H115ZM143 252V251H142ZM171 250L170 252H167V253H172ZM58 253V252H57ZM108 253V254H107ZM144 253H146L144 251ZM176 253V252H174ZM188 253V252H186ZM185 253V254H186ZM191 253V252H190ZM47 254V253H46ZM183 254V253H182ZM48 255V254H47ZM141 255V254H140ZM190 255V254H189ZM39 256V255H38ZM50 256V255H49ZM143 257V255H141ZM172 256L173 253H172ZM33 257V256H32ZM171 257V255H170ZM31 258V257H30ZM172 258V257H171ZM189 258V256H188ZM53 259V258H52ZM137 259V258H136ZM141 259V258H140ZM31 260V259H30ZM47 260V259H46ZM54 260V259H53ZM52 260V261H53ZM57 260V259H56ZM55 260V261H56ZM142 260V259H141ZM144 260V259H143ZM45 262V261H44ZM139 262V261H137ZM146 262V260H145ZM54 263V262H53ZM65 263V264H67ZM141 263V262H140ZM144 263V261H143ZM32 264V263H31ZM61 264V263H59ZM64 264V263H62ZM142 264V263H141ZM145 264V263H144ZM182 264V263H181Z\"/></svg>",
    "mask_w": 264,
    "mask_h": 264
},
{
    "label": "crops",
    "instance_id": "3",
    "mask_svg": "<svg viewBox=\"0 0 264 264\" xmlns=\"http://www.w3.org/2000/svg\"><path fill=\"white\" fill-rule=\"evenodd\" d=\"M91 206H92V205H91ZM94 207H96V206L94 205ZM94 207H93V208H94Z\"/></svg>",
    "mask_w": 264,
    "mask_h": 264
}]
</instances>
